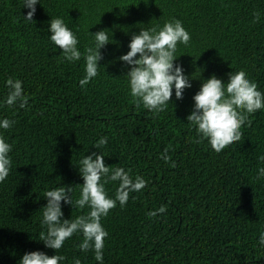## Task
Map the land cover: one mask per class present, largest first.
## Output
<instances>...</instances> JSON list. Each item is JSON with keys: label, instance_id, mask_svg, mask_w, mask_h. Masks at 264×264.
Here are the masks:
<instances>
[{"label": "trees", "instance_id": "trees-1", "mask_svg": "<svg viewBox=\"0 0 264 264\" xmlns=\"http://www.w3.org/2000/svg\"><path fill=\"white\" fill-rule=\"evenodd\" d=\"M33 21L21 0H0V100L11 77L23 84L28 106L0 105V118L15 121L3 135L12 145V168L0 182V264H18L30 251L49 256L52 249L38 240L43 230L40 209L45 190L73 186V198L83 184L76 164L98 152L94 143L108 137L102 149L106 166L131 170L146 186L131 193L101 223L108 236L104 264H264L257 241L264 227V180L256 179L264 154V110L250 116L241 138L217 153L207 141L197 142L186 117L201 80L216 74L228 79L245 71L264 91V0H41ZM261 19L255 22L254 13ZM51 17H62L83 51L89 35L110 30L102 49L99 74L83 88V60L62 61L61 51L47 31ZM179 19L190 33L179 45L175 63L192 79L183 99L153 113L137 107L128 94L118 60L126 54L133 33L151 22L163 25ZM143 24V25H142ZM139 55V54H138ZM199 71V70H198ZM165 148L171 161L165 163ZM115 195L113 183L106 185ZM165 206V213H148ZM64 218L88 209L63 207ZM81 237L73 235L58 254L63 264H97L94 253L81 252Z\"/></svg>", "mask_w": 264, "mask_h": 264}, {"label": "clouds", "instance_id": "clouds-1", "mask_svg": "<svg viewBox=\"0 0 264 264\" xmlns=\"http://www.w3.org/2000/svg\"><path fill=\"white\" fill-rule=\"evenodd\" d=\"M22 9H28L23 15L25 21H33L37 5L41 0H21ZM261 14L254 13L255 22H259ZM143 25V24H142ZM138 33L131 35L126 54L118 57L127 71L123 75L126 79L128 94L133 98L137 107L153 112L164 111L173 97L176 100L183 99L186 88L192 87V79L201 78L204 71L197 68L196 72L189 76L181 64L175 63L178 44L187 46L190 42V33L179 19H171L163 25H152L151 22L139 27ZM47 31L49 41L61 51L62 61L68 63L83 60L84 75L79 80L83 88L99 74L100 61L103 59L102 49L112 40L110 30H100L91 33L88 30L89 40L81 51L77 35L64 22L62 17H51ZM139 54V55H138ZM199 70V71H198ZM20 79L9 77L5 81L6 94L0 100V105L9 107L28 106V101ZM194 104L192 111L186 117L187 124L194 129L197 142L207 141L208 145L217 153L227 146L240 140V129L245 124H251L250 116L260 110H264V91L259 90L257 83L248 77L245 71H235L228 79H220L214 73L210 77L201 80L199 90L192 97ZM15 121L7 117L0 118V130H8ZM108 137H100L93 146L98 152L83 156L76 166L83 184L79 185V195L73 198V186H57L44 191L43 198L46 204L40 209V224L42 231L38 240L43 245L54 250L55 254L36 250L26 252L18 261V264H63L65 257L59 253L65 241L78 235L81 237L77 248L81 252L92 251L97 264H104L103 250L105 238L108 232L103 227L101 220L109 214V211L119 203L124 207L131 193L140 192L145 188L147 181L140 175L131 174V170L123 167L106 166L102 149L107 145ZM12 145L0 131V182L4 181L12 168L10 153ZM165 148L161 159L165 163L171 161ZM261 165H264V154L257 157ZM171 167L175 162L171 161ZM257 180H264V166H260L256 172ZM113 183L115 195L110 196L106 185ZM69 205L72 208H87L86 214L64 218L63 207ZM165 206L150 211L148 216L155 217L158 213H165ZM264 248V227L260 229L257 241ZM73 264H81L79 258L73 259Z\"/></svg>", "mask_w": 264, "mask_h": 264}]
</instances>
